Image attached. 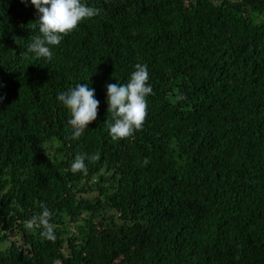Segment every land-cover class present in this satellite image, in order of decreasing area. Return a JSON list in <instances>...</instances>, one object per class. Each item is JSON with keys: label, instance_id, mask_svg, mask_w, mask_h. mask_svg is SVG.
Instances as JSON below:
<instances>
[{"label": "trees", "instance_id": "obj_1", "mask_svg": "<svg viewBox=\"0 0 264 264\" xmlns=\"http://www.w3.org/2000/svg\"><path fill=\"white\" fill-rule=\"evenodd\" d=\"M83 2L101 13L46 61L31 0H0V264H264V0ZM137 63L154 94L113 141L106 85ZM78 83L100 103L73 140L57 95ZM41 204L54 243L25 228Z\"/></svg>", "mask_w": 264, "mask_h": 264}, {"label": "clouds", "instance_id": "obj_2", "mask_svg": "<svg viewBox=\"0 0 264 264\" xmlns=\"http://www.w3.org/2000/svg\"><path fill=\"white\" fill-rule=\"evenodd\" d=\"M27 6V0H20ZM37 12V20L32 27L39 28L27 51L34 53L37 59L44 58L51 61L53 52L50 46H58L66 35L71 33L78 24L93 18L101 13V9L88 6L83 0H31ZM149 72L146 64L137 63L129 81L125 84L109 83L107 89V113L111 120L104 122L113 141L130 138L135 132L142 130L147 116V97L153 95V88L148 83ZM3 97H0L2 100ZM185 95L177 94L175 101L186 100ZM57 100L69 111L71 139L78 140L89 125L98 118L99 100L95 98V90L88 83H78L66 92L58 93ZM100 154L89 156L87 153H78L70 164L69 171L73 174L82 172L87 174L86 160L98 161ZM148 160H144L146 165ZM42 211L24 222L27 230L42 229L43 239L55 242L57 237L54 226L50 223L52 212L44 204ZM54 264L60 262L54 261Z\"/></svg>", "mask_w": 264, "mask_h": 264}, {"label": "rangeland", "instance_id": "obj_3", "mask_svg": "<svg viewBox=\"0 0 264 264\" xmlns=\"http://www.w3.org/2000/svg\"><path fill=\"white\" fill-rule=\"evenodd\" d=\"M49 146V150L51 151V153H53V152H56V153H58L59 152V150H58V148H57V143H53V144H51V145H48ZM55 153V154H56Z\"/></svg>", "mask_w": 264, "mask_h": 264}]
</instances>
